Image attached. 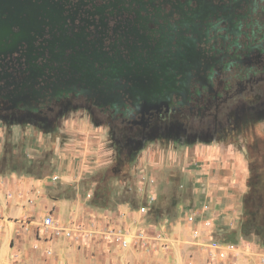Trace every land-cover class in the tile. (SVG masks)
I'll list each match as a JSON object with an SVG mask.
<instances>
[{"label": "flooded vegetation", "instance_id": "obj_1", "mask_svg": "<svg viewBox=\"0 0 264 264\" xmlns=\"http://www.w3.org/2000/svg\"><path fill=\"white\" fill-rule=\"evenodd\" d=\"M254 110L264 0H0V125L80 112L127 140H196Z\"/></svg>", "mask_w": 264, "mask_h": 264}, {"label": "rangeland", "instance_id": "obj_2", "mask_svg": "<svg viewBox=\"0 0 264 264\" xmlns=\"http://www.w3.org/2000/svg\"><path fill=\"white\" fill-rule=\"evenodd\" d=\"M85 122H89V136L78 127ZM186 137L167 131L145 140H127L113 136L108 126L92 123L80 112L67 114L61 124L51 127L3 124L0 175L26 171L36 179L51 182L47 193L63 197L68 189L60 186L59 178L52 180L59 168L67 170L71 162L76 172L83 166L91 167L76 182V191L83 198L93 192L87 199L89 205L107 209L125 205L143 226L138 231L153 240L148 253L156 242L167 249L164 247L171 243L162 229L170 230L180 221L191 227L190 242L204 253L203 264H253V259L264 264V244L258 228L252 223L246 228L253 220L252 206L264 197V115L254 110L208 139ZM86 149L89 154L85 156ZM233 156L241 157L243 163H237L236 172L231 169ZM117 161L122 162L117 168L120 172L114 174L112 167ZM228 164L235 184L231 179L212 184L211 179L217 176L227 177L222 171ZM250 170L258 176L256 197L247 186ZM159 233L165 239L162 242L153 239ZM184 256V264L195 263L191 254ZM15 258L9 255L5 264H14Z\"/></svg>", "mask_w": 264, "mask_h": 264}, {"label": "crops", "instance_id": "obj_3", "mask_svg": "<svg viewBox=\"0 0 264 264\" xmlns=\"http://www.w3.org/2000/svg\"><path fill=\"white\" fill-rule=\"evenodd\" d=\"M88 124L89 122H85L78 126L86 136L90 135L87 132ZM84 147H87V143ZM83 154L86 156L89 150H84ZM240 159L239 156H233V172L237 171L236 165H243ZM84 161L85 158L83 163ZM71 164L67 170L59 168L58 176H53L52 179L54 181L59 178L60 186L64 190L68 189L63 197L59 193H47V186L51 182L36 179L26 171H9L0 175V264H5L9 255L17 257L12 261L14 264H184L182 259L186 257L185 253L191 254L194 264H203L204 253L190 242L191 227L180 221L172 224L170 230L162 229L171 243L167 249L161 248L160 243L156 242L154 250L145 253L133 245L121 248L105 242L101 238V232L106 228H114L122 234H133L143 226L125 205H115L109 209L89 205L87 199L93 192L90 190L87 197L83 198L76 191V182L84 172H90L88 169L91 167L83 166L81 172H76L72 170ZM224 166L226 165L222 167ZM230 166L228 164L225 171H222L226 178L211 176L212 184L230 179L235 184V176H230ZM222 172L219 171L223 174ZM219 188L223 190L222 187ZM47 216L53 217L59 226L74 222L87 223L96 229V234L92 240L81 242L51 236L41 226L42 220ZM24 238L27 241H23ZM257 262L253 259V264Z\"/></svg>", "mask_w": 264, "mask_h": 264}, {"label": "built area", "instance_id": "obj_4", "mask_svg": "<svg viewBox=\"0 0 264 264\" xmlns=\"http://www.w3.org/2000/svg\"><path fill=\"white\" fill-rule=\"evenodd\" d=\"M189 220L191 221L192 219L189 218ZM41 226L51 236H62L63 238L74 242L90 241L96 234V229H93L92 226H89L87 223L74 222L67 226H59L53 217L50 216H47L42 220ZM101 238L105 242L115 244L121 248H128L130 245H137L147 253L153 248V240L150 241L149 236L142 231H138L133 234H122V232L115 230L114 228H106L102 230ZM153 239L154 241L157 240L161 242L165 240L161 233L155 235Z\"/></svg>", "mask_w": 264, "mask_h": 264}, {"label": "trees", "instance_id": "obj_5", "mask_svg": "<svg viewBox=\"0 0 264 264\" xmlns=\"http://www.w3.org/2000/svg\"><path fill=\"white\" fill-rule=\"evenodd\" d=\"M121 161H117L116 164L113 165L112 167V173L114 174H118L120 172V169H117L118 167H121ZM251 172V178L248 180V184L247 186L250 189V192L252 194V197H256L257 196V192H258V188H257V182H258V176H256V174H254V172ZM256 181V182H253ZM252 216H253V220L252 222H249L246 226V228L248 227V225H250V223H252L253 225H255L259 231V235L261 236V239L263 240V244H264V197L260 198V202H256L255 204L252 206Z\"/></svg>", "mask_w": 264, "mask_h": 264}]
</instances>
